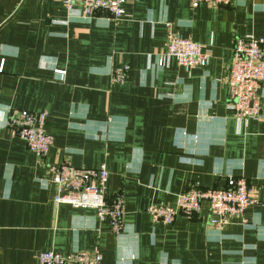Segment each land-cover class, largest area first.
I'll list each match as a JSON object with an SVG mask.
<instances>
[{"label":"crops","instance_id":"0c3cea01","mask_svg":"<svg viewBox=\"0 0 264 264\" xmlns=\"http://www.w3.org/2000/svg\"><path fill=\"white\" fill-rule=\"evenodd\" d=\"M125 9L119 21L84 20L62 0H0V264L96 247L101 264H264V100L263 117L240 124L226 84L236 37H264V0H126ZM171 30L210 52L205 67L159 64ZM122 64L128 75L114 82ZM22 109L46 113L44 158L3 124ZM65 160L106 163L108 197L125 204L120 234L94 209L54 202L47 166ZM241 176L258 201L246 223L212 227L207 202L172 224L147 211Z\"/></svg>","mask_w":264,"mask_h":264},{"label":"built area","instance_id":"2783aa9c","mask_svg":"<svg viewBox=\"0 0 264 264\" xmlns=\"http://www.w3.org/2000/svg\"><path fill=\"white\" fill-rule=\"evenodd\" d=\"M234 0H192L193 6L210 4L229 6ZM244 1V0H238ZM68 16L88 20L97 16H107L109 20L119 21L126 15V0H62ZM105 14V15H102ZM210 52L202 46L174 30H171L166 51L159 64L173 58L187 69L205 67ZM130 66L122 64L112 73L114 82H124ZM264 83V37L253 34L237 36L229 66L226 84L228 87V107L235 119L241 124L252 119H260L264 93H260ZM4 126L12 134L25 141L29 150L39 158H44L53 145V138L46 130V113L31 112L25 109L8 111L3 120ZM48 187L56 188L54 202L68 204L76 208H91L96 211L101 222L110 225L114 234L124 229L125 204L122 196L110 199L107 194L109 172L106 163L98 168L77 167L68 160L47 166ZM244 177H231L224 187L201 189L191 187L177 196L174 205L151 202L148 213L154 222L172 224L179 215L192 217L200 212L203 202L209 206V223L216 229H222L233 220L246 223V210L258 201L252 194ZM103 254L98 247L91 251L76 250L62 255L54 251H44L38 256V264H101Z\"/></svg>","mask_w":264,"mask_h":264},{"label":"bare ground","instance_id":"6f19581e","mask_svg":"<svg viewBox=\"0 0 264 264\" xmlns=\"http://www.w3.org/2000/svg\"><path fill=\"white\" fill-rule=\"evenodd\" d=\"M117 235V234H116Z\"/></svg>","mask_w":264,"mask_h":264}]
</instances>
